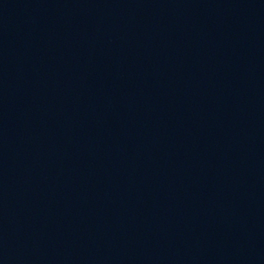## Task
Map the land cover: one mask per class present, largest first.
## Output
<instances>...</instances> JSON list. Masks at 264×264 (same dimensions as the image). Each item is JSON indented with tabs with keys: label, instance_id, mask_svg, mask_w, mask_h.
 I'll list each match as a JSON object with an SVG mask.
<instances>
[{
	"label": "water",
	"instance_id": "95a60500",
	"mask_svg": "<svg viewBox=\"0 0 264 264\" xmlns=\"http://www.w3.org/2000/svg\"><path fill=\"white\" fill-rule=\"evenodd\" d=\"M0 264H264V0H0Z\"/></svg>",
	"mask_w": 264,
	"mask_h": 264
}]
</instances>
